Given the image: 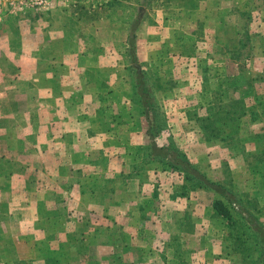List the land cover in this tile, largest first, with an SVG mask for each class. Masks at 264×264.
Masks as SVG:
<instances>
[{
	"label": "crops",
	"instance_id": "crops-1",
	"mask_svg": "<svg viewBox=\"0 0 264 264\" xmlns=\"http://www.w3.org/2000/svg\"><path fill=\"white\" fill-rule=\"evenodd\" d=\"M100 9L57 3L0 24V264H241L238 236L214 213L218 194L148 157L126 51L135 32L137 61L160 85L166 135L211 181L256 193L264 210L253 148L208 138L195 115L217 85L203 68L235 63L221 49L248 33L264 56V0H110Z\"/></svg>",
	"mask_w": 264,
	"mask_h": 264
},
{
	"label": "trees",
	"instance_id": "trees-1",
	"mask_svg": "<svg viewBox=\"0 0 264 264\" xmlns=\"http://www.w3.org/2000/svg\"><path fill=\"white\" fill-rule=\"evenodd\" d=\"M231 35L236 38L235 33ZM135 38L136 33L131 31L126 55L128 68L133 76L135 93L141 104L142 113L148 120L147 135L150 139L148 157L182 174L187 181L186 184L192 188H209L217 193L220 197L212 202L214 213L226 220L228 225L236 230L234 234L238 236L231 245L232 253H238L241 264H264V221L261 219L264 210L257 203V194L234 191L230 179L222 183L211 181L190 161L172 137L166 135V119L154 94L160 85L156 80H152L138 63L134 49ZM244 38L240 45L229 47V51L236 49L239 51L232 54L228 50L225 52L229 58L241 65L237 74L227 75L215 67L203 68V71H208L209 75L213 74L216 77L217 85L208 93L205 113L200 116L195 113L205 136L210 139H220L230 147H235L232 142L242 138L240 132L243 117L248 116L250 121H261L264 115V104L259 102L254 91V85L260 83L264 85V69L257 77L242 69L245 59L248 60L249 56L244 54L243 48L248 47L249 51L251 50L249 34L247 33ZM207 80L205 77V83ZM232 94H237L238 97H232ZM252 96L253 102L248 103L247 99ZM250 155L253 156L252 170L261 174L258 165L260 161L262 165L264 164V154L262 160H259V155L254 152ZM175 264L187 263L184 261Z\"/></svg>",
	"mask_w": 264,
	"mask_h": 264
},
{
	"label": "rangeland",
	"instance_id": "rangeland-1",
	"mask_svg": "<svg viewBox=\"0 0 264 264\" xmlns=\"http://www.w3.org/2000/svg\"><path fill=\"white\" fill-rule=\"evenodd\" d=\"M83 2H88V7L89 8H94L95 9V7L96 8L101 7V9H100V11H101V10L104 9V7L106 5H108L110 3V0H107V1H104V2H101V3L97 2V1L93 2V1H90V0L83 1ZM57 3H63V2L59 1ZM76 4L77 3H68V4H64V5H66V7H71V6L76 5ZM43 10H45V9L44 8H32V9L25 10L24 12H21V11L13 12V13L4 12L2 14V20H1L0 24H2V23L4 24L5 21H7L6 23L8 25L13 26L18 21L25 20L26 18L27 19L30 18L29 16L32 15L33 13H36L35 11H38V13H41ZM231 34H234V33H231V32H229L227 34L224 33V36H225L224 38H230L231 37V40H233L234 38L232 37ZM252 42L262 43L263 41L260 40L257 36H254L252 38ZM216 48H214V49H216ZM249 49L250 48H248V47H244L243 48L244 54H249V56H248V60L245 62V65H243L242 69H246L254 77H257V76L261 75L262 72H263V69H264V56L260 55L259 53L255 54V51H253V50L249 51ZM221 50L224 53V52H227V50L229 51V48L228 49L223 48ZM220 51H219V49L214 50L213 51V53L215 55L214 57H216L218 59H221L220 54L219 55L217 54V53H220ZM237 51H239V49L230 50L229 53L232 54V53H235ZM241 51H242V49H241ZM263 54H264V50H263ZM211 66L215 67V69H217L219 71H222L223 73H225L227 75H235V74H237V72L240 70V67H241V65H239V63H236V62L232 63V62H229V60H226V61H220L219 60L217 63H214ZM254 91H256V95H257V98L259 99V102L264 104V85L262 83L254 85ZM232 97H238V95L237 94H232ZM248 100H249L248 103H252L253 102L252 100H254V97L252 96L251 98L247 99V101ZM261 120H263V124H264V115H262V119ZM249 122H250V118L248 116L242 118L241 130H242L244 135H240V136L242 138H244V139H242L240 137L241 140L233 141L232 144L236 145L234 148L239 149L240 151L241 150L242 151H246L247 150V152H249V149L253 148V152L255 154L259 155L258 159L262 160L263 159V154H264V125L261 124L262 126L260 125L261 127H258V125L257 126H253ZM249 145H250V147H249ZM261 162L262 161L259 162V165H258V169L259 170L258 171L261 172L260 175L263 178L264 177V164L262 165ZM218 197H220V196L217 195L216 197H214V199L218 198ZM217 220L218 219H216V221ZM218 225L219 226L225 225V222H223V223L221 222ZM231 230H232L233 234L236 231L235 229H234L235 230L234 231L233 228H231ZM184 260L187 262V261H189V258L186 257ZM175 263L176 262H174L173 264H175Z\"/></svg>",
	"mask_w": 264,
	"mask_h": 264
},
{
	"label": "built area",
	"instance_id": "built-area-1",
	"mask_svg": "<svg viewBox=\"0 0 264 264\" xmlns=\"http://www.w3.org/2000/svg\"><path fill=\"white\" fill-rule=\"evenodd\" d=\"M63 2L64 4L68 3H78L88 0H0V22L2 20V14L4 12L13 13V12H24L25 10L32 8H50L57 2ZM93 2H104L107 0H90Z\"/></svg>",
	"mask_w": 264,
	"mask_h": 264
}]
</instances>
